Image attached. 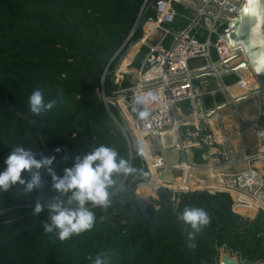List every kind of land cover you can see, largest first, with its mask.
<instances>
[{
  "label": "trees",
  "instance_id": "1",
  "mask_svg": "<svg viewBox=\"0 0 264 264\" xmlns=\"http://www.w3.org/2000/svg\"><path fill=\"white\" fill-rule=\"evenodd\" d=\"M144 1L0 0V171L16 147L38 161H52L32 169L39 172L40 187L27 192L18 181L0 191V264H94L97 257L102 264H219L221 248L243 264L264 262V211L257 215L255 208L236 206L235 213L230 195L221 192L174 195L160 187L156 195L157 183L142 184L150 172L138 147L127 133L130 152L112 117L122 125L119 109L111 104L108 109L102 99L130 86L116 64L143 36L135 23ZM143 50L133 56L138 54L135 68ZM36 89L45 103L53 102L39 114L28 103ZM100 146L113 149L117 161L124 159L134 171L112 174L108 193L121 186L106 208L85 203L94 216L90 230L66 240L56 229L45 233L50 203L77 208L68 202L71 191L55 189L53 176L62 178L65 169ZM21 179L27 183L31 172L23 170ZM136 190L158 198L146 201ZM192 208L209 216L199 231L179 219Z\"/></svg>",
  "mask_w": 264,
  "mask_h": 264
},
{
  "label": "built area",
  "instance_id": "2",
  "mask_svg": "<svg viewBox=\"0 0 264 264\" xmlns=\"http://www.w3.org/2000/svg\"><path fill=\"white\" fill-rule=\"evenodd\" d=\"M245 1L145 0L135 23V28L141 24V39L145 38L138 52L146 48L141 66L130 79L129 87L115 91L118 94L115 101L105 96L104 101L107 106L118 107L121 117L127 120L122 115V100L137 129L144 134L150 158L145 156L131 127L135 146L150 172L149 181H154V173L170 174L164 186L175 195L179 191L171 184L189 175L196 185L205 180L207 186L202 190H186L227 193L235 213L238 206L255 208L258 215L264 211V166L260 164L264 161V111L260 106L251 119L238 104L255 97L264 101V94L260 93L262 85L253 67L249 63L240 67L248 61L243 48L232 46L227 36L229 23ZM242 70L252 75V81L246 80L244 91L234 96L229 87L243 80L239 73ZM149 93L155 99L136 102V96ZM250 94L256 95L249 97ZM220 95L224 103L231 102L225 108H220ZM238 99L241 100L236 102ZM227 108L230 112L226 114L223 110ZM141 112L147 115L142 117ZM205 117L215 120L218 133ZM169 151L176 152L182 161L172 163ZM185 155L189 170L183 166Z\"/></svg>",
  "mask_w": 264,
  "mask_h": 264
},
{
  "label": "clouds",
  "instance_id": "3",
  "mask_svg": "<svg viewBox=\"0 0 264 264\" xmlns=\"http://www.w3.org/2000/svg\"><path fill=\"white\" fill-rule=\"evenodd\" d=\"M262 68H264V59L259 61V66L255 70L259 73ZM149 99H155V97L150 93L148 96L135 97L137 103H146ZM28 103L31 112L34 114H39L42 110L53 107V102H44V97L39 89L30 94ZM140 115L143 117L147 113L141 112ZM116 156L117 153L113 149L100 146L79 159L73 167L65 169L62 178L57 179L53 176V179L56 180L55 189L61 193L71 191L68 202L75 201L77 208L75 210L66 209L59 201L50 203L48 208L51 223L44 224L43 230L45 233L56 229L58 230L59 239L66 240L72 234H79L93 227L94 216L92 212L84 207L85 203L91 201L95 205L106 208L110 203L107 189L115 183L112 174L114 172L128 174L134 171L124 159L117 161ZM51 162V159H41L39 161L34 159L33 154L22 147L14 148L4 161L6 167L0 171V191L7 190L18 181L20 184L25 185V191L27 192H31L34 187H40L39 172L32 171V169L38 170L42 165L47 166ZM23 170L31 172V179L27 183L21 179ZM41 210V204L37 201L34 211L39 213ZM179 219L196 231L209 223L208 214L198 208L185 209ZM191 236L192 233H189V238ZM94 264H102L101 259L97 257Z\"/></svg>",
  "mask_w": 264,
  "mask_h": 264
},
{
  "label": "water",
  "instance_id": "4",
  "mask_svg": "<svg viewBox=\"0 0 264 264\" xmlns=\"http://www.w3.org/2000/svg\"><path fill=\"white\" fill-rule=\"evenodd\" d=\"M227 36L232 46L243 48L248 58V61H244L240 67L246 66L248 63L253 67L255 74L262 85V90L260 93L264 94V68H262L261 72L259 73L255 70L256 67L259 66V61L261 59H264V0H246L244 5L240 9L238 15L234 18V20L231 23H229ZM130 37L128 38L126 43L129 41ZM255 95L256 94H250L249 97ZM102 99L103 101L105 100L104 95L102 96ZM240 100L241 99H238L236 100V102ZM230 103L231 102L224 103L220 108H225ZM199 104L202 107V115H205L202 101H200ZM106 107L109 109L107 105ZM211 113L212 112H210V114ZM112 117L114 121L118 124L119 128L122 130L123 134L126 136L131 152V142L126 130L113 115ZM120 186L121 184L117 187V189ZM116 190L113 193L109 194L108 198L112 196L116 192ZM137 195L141 199L150 201V198L142 196L138 194V192ZM219 264H243V263L240 262L238 257L225 251L224 253L220 254ZM258 264H264V262Z\"/></svg>",
  "mask_w": 264,
  "mask_h": 264
},
{
  "label": "bare ground",
  "instance_id": "5",
  "mask_svg": "<svg viewBox=\"0 0 264 264\" xmlns=\"http://www.w3.org/2000/svg\"><path fill=\"white\" fill-rule=\"evenodd\" d=\"M144 41H145V38H144ZM138 50V48H137ZM136 50V51H137ZM134 51V50H133ZM135 51V52H136ZM133 62V61H132ZM131 60L129 58L126 59V63L129 65L132 64ZM127 68L125 69H121L119 71L121 72H126L128 70V66H126ZM240 75H242L243 77V80L240 81V82H237L236 84H233L229 87V92L232 94V95H237L239 93H241L242 91H244V88L246 86V80H249V81H252V75L247 71V70H242L239 72ZM120 104H121V107L123 108V112H122V115L127 119V121L130 123L133 131H136V134L137 136L139 137V141L141 142V146H142V150L145 154V156L147 157V154H148V150L146 148V145H145V142H144V134L141 133L138 129H137V125H136V122L134 120V118L129 114V112L127 111L126 109V106L125 104L123 103V101L121 100L120 101ZM205 118H208V117H205ZM212 120H214L213 118H210ZM262 166H264V161L260 163ZM183 166L184 168H187V170H189V163H188V160H187V157L186 155L184 156V163H183ZM192 175H194V172L192 171ZM154 181L151 182V181H148L146 183H143V184H153V183H157L158 186L159 185H167V181L165 180H168L169 178H167V175L166 176H161L160 174L158 175H155L154 173ZM201 184L200 185H196L195 183V180L192 179L189 175L187 177H185L183 180L178 178L176 179L173 184H171V186H173L174 188H176L178 191H182V190H185L187 188H193L195 187L196 189H199V190H202L204 189L206 186H207V182L205 180H200ZM158 186L156 187V190L158 188ZM213 188L217 189V190H220V187L219 186H214ZM139 194H142L143 196H148V194L144 191H140ZM257 213V211H256ZM255 218V217H254ZM225 250L224 248H221L220 249V253H224Z\"/></svg>",
  "mask_w": 264,
  "mask_h": 264
},
{
  "label": "rangeland",
  "instance_id": "6",
  "mask_svg": "<svg viewBox=\"0 0 264 264\" xmlns=\"http://www.w3.org/2000/svg\"><path fill=\"white\" fill-rule=\"evenodd\" d=\"M144 20H145V18H144ZM187 24V21L185 20L184 21V25H186ZM144 39H140L139 41H137V42H135V43H133V44H131L129 47H128V50H127V52H126V54L121 58V59H119L118 60V62H117V64H116V71L118 72L119 70H121V69H125V68H127L126 66H128V70L125 72V75H127L128 77H129V79H132V76H133V74L137 71V69L138 68H135L132 64H130L129 65V63L127 64L126 63V59L132 54V51H133V49L136 47V46H139V45H142V44H144ZM138 49H140V47H138ZM143 50V49H142ZM145 52H144V50H143V54H144ZM212 55H213V57H215V55H216V52H215V50L214 49H212ZM138 56V54L136 55V57ZM136 57H133V59H132V61H134L135 60V58ZM140 58H141V60L143 61V55H140ZM131 61V62H132ZM141 61V62H142ZM133 63V62H132ZM234 63H238V61L237 60H235L234 61ZM200 65H202V63H200V64H197L196 66H200ZM227 80V79H226ZM214 86H215V84H213ZM219 97H221L220 98V100H219V102H220V104H223L224 102H225V100L223 99V97L220 95ZM110 98H112V101H115L117 98H118V94H116V92H114V94L112 95V97H110ZM260 106H262V110L264 111V101H263V98L262 97H255V98H249V99H247L246 101H244V102H241V103H239L238 104V107H239V109L241 110V111H243V112H245L246 111V109H245V107H247V110H248V117H250L251 119L253 118V117H255V115L259 112V107ZM118 108V107H117ZM119 109V108H118ZM230 112V109L229 108H227V109H225V110H223V112ZM227 114V113H226ZM120 116H121V114H120ZM231 117H234V119H235V116H231ZM263 120H264V118H263ZM207 121H209V122H211V121H213L212 119H208ZM121 122H122V125H123V127H124V129L126 130V132L130 135V136H132V139H133V141H134V144H136L137 145V142H136V138H135V136H133V134L131 133V125H130V123L127 121V120H125L123 117H121ZM230 123V122H229ZM168 157H169V159H170V161L172 162V163H178V162H181L182 161V158H181V156L180 157H177V153L176 152H174V151H169L168 152ZM167 175V174H166ZM167 178H170V174H168V176H167ZM144 183H146V182H144ZM162 187H166V186H164V185H162ZM137 190H138V187H137ZM136 190V193L138 192ZM184 191H186V189L185 190H182V191H179V192H184ZM178 192V193H179ZM139 194V193H138ZM140 195H142V194H140ZM156 195H157V190H156ZM143 196V195H142ZM145 197H147V198H153V199H157L158 198V196H157V198H155L154 196H145ZM235 256V255H234ZM236 257H238V256H236Z\"/></svg>",
  "mask_w": 264,
  "mask_h": 264
},
{
  "label": "crops",
  "instance_id": "7",
  "mask_svg": "<svg viewBox=\"0 0 264 264\" xmlns=\"http://www.w3.org/2000/svg\"><path fill=\"white\" fill-rule=\"evenodd\" d=\"M138 47H141V45H139V46H136L133 50L134 51H132V54L128 57L131 61H132V59H133V56H134V54H135V51L137 50V48ZM245 109H246V111L244 112V113H246L247 115H248V110H247V107H245ZM208 119H210V118H206V120H208ZM209 124H211V126L214 128V130L217 132L218 130H217V128L215 127V120H213V121H211V122H209V121H207ZM218 133V132H217Z\"/></svg>",
  "mask_w": 264,
  "mask_h": 264
}]
</instances>
